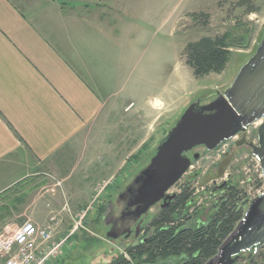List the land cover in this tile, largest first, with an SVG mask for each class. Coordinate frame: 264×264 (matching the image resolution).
I'll use <instances>...</instances> for the list:
<instances>
[{
  "label": "crops",
  "instance_id": "crops-1",
  "mask_svg": "<svg viewBox=\"0 0 264 264\" xmlns=\"http://www.w3.org/2000/svg\"><path fill=\"white\" fill-rule=\"evenodd\" d=\"M147 4L76 0L74 14L58 0H22L21 6L0 0V201H9L0 203V224L18 209L16 216L36 224L56 210L63 222L72 221L82 207L109 200L126 185L124 159L145 157L164 137L179 98L176 106L174 95L168 98L174 111L161 119L164 91L155 81L147 93L128 89L130 74L114 72L107 49L110 41H145L132 31L158 23ZM35 184L50 186L27 203L12 195ZM60 230L55 240L70 231Z\"/></svg>",
  "mask_w": 264,
  "mask_h": 264
},
{
  "label": "rangeland",
  "instance_id": "rangeland-1",
  "mask_svg": "<svg viewBox=\"0 0 264 264\" xmlns=\"http://www.w3.org/2000/svg\"><path fill=\"white\" fill-rule=\"evenodd\" d=\"M146 1L148 2L147 8L155 10V19H157L158 23L155 25H150V22H147L146 25L142 23L143 26L141 29L132 31L134 34H144L145 41H110L106 44L107 49H110L114 56L113 63H111L112 68L116 70L114 72L118 74L125 73V76L130 74L131 76L128 80L129 83L125 85L128 86V89L133 87V90L137 91L142 88V91L147 93L153 89L150 82L155 81L158 87L167 95L163 109L164 115L161 119L167 122V119L174 111L172 100L169 101L168 98H172L174 95V106L177 103L176 97L179 98L180 108L176 111L174 117L171 118V121L166 123L164 127L165 137L189 104L197 100L202 104L211 101L217 92L225 90L230 85L240 67L254 54L264 34V0ZM242 1L245 4L239 5L238 3ZM15 2L19 6L22 5V0H15ZM58 2L60 5L66 6L69 12L75 14L76 0H58ZM249 7L256 9V12H248ZM202 13L209 15L206 23H203V18L200 17ZM225 33H231L236 37L245 34L246 42L244 47L242 49H231L229 62L222 73H212L201 78H195L192 70L185 64L183 57L185 46L189 42L198 41L203 37H216ZM134 37L135 35H132V38ZM152 37H157V39L152 40ZM157 70L158 75H156ZM99 76V80L101 81L103 75L99 73ZM141 77L142 82L138 83ZM260 123L256 122L248 128L250 140L255 145H257V130ZM262 123L264 124V121ZM235 140L225 142L224 149L229 150ZM159 142L153 143V149L145 157L133 158L136 155L133 154L127 159H124L122 170L129 173L126 185L147 165L149 157L154 153ZM148 144L150 143H146V145ZM221 150V147L210 152L204 148H197L194 153L199 154V159L192 162V166L188 172L168 191L169 194H176L187 188L192 193V206H195L196 203L199 204L198 210L194 212V215L215 203L210 199V196L213 193L215 194L213 188L217 185L218 187L220 184L236 185L245 199V193L249 191L251 181H258V173L256 172L257 160H254L252 154L248 151L241 150L236 154L235 159L226 169L225 176L217 182L216 186L213 187L212 182H208L203 187H200L208 169L215 167L222 158ZM124 167L127 169L125 170ZM257 184L258 182L255 183V185ZM41 186L35 184L32 190L27 192L22 187H18L13 190L14 193L12 195L14 197L15 195L16 197L19 196L20 202L26 201L27 203L32 199L40 198L41 194L50 184L47 185L46 189L42 190L40 189ZM23 194H25V198L22 197ZM218 196L219 194H216V200ZM114 199L115 196H112L109 200H101L92 206L82 207L80 210L87 209L88 214L82 220L81 224L84 226L87 225L88 229L94 235L85 233L80 229L77 230L76 236L68 239L64 252L57 258H62V262L53 263V261L57 260L53 259L48 264H108L111 258L118 254L127 257L124 249L146 237L147 226L145 230L140 229L136 237L107 241L105 238L108 232L106 223L111 216L107 203L111 200L114 201ZM8 202L7 199L0 201V203L4 204H8ZM23 205L25 204H19V207ZM2 207L0 205V208ZM102 207L105 210L103 211V215L98 217L97 212ZM158 208V206H155L150 210L148 217L145 219L147 225L157 214ZM247 208L248 206L243 207V214ZM12 211L14 212V210ZM17 212L19 213L20 209L15 210L14 216L8 222L6 220L1 222L3 226L1 227L0 224V228L7 229L11 232L17 226L21 225L25 221V218L16 216L18 214ZM55 212L59 211L56 210ZM2 215L0 214V221L3 218ZM104 216L105 220H103ZM38 222L39 225L44 224L43 219ZM194 222L191 221L190 224ZM72 223V221H64L62 231L69 230L72 227ZM93 237L97 239L96 243L93 242L91 245H88L90 244L88 239ZM166 264H175V261L169 260Z\"/></svg>",
  "mask_w": 264,
  "mask_h": 264
},
{
  "label": "water",
  "instance_id": "water-1",
  "mask_svg": "<svg viewBox=\"0 0 264 264\" xmlns=\"http://www.w3.org/2000/svg\"><path fill=\"white\" fill-rule=\"evenodd\" d=\"M260 120H264V34L256 51L240 67L230 85L205 104L199 100L189 104L159 142L147 165L117 193L114 204H124L125 212L112 224L106 239L114 241L130 237L132 231L129 227L117 232V224L125 221L137 224L134 236H138L139 227L150 210L155 206L163 209L176 197L167 192L186 174L192 162L199 159L198 153L189 156L192 151L202 147L213 151L238 135L244 139L247 128ZM257 139V145L251 143L249 147L252 156L260 163L264 178V124L257 130ZM241 145L238 143L236 147ZM229 156L228 161L219 166L215 179L223 177L224 169L232 158ZM207 183V178H204L200 186ZM212 209L213 206H209L203 210L200 223L206 221ZM106 225L109 226V223ZM262 245L264 193L250 202L217 254L205 264H234L239 254L256 250Z\"/></svg>",
  "mask_w": 264,
  "mask_h": 264
},
{
  "label": "trees",
  "instance_id": "trees-1",
  "mask_svg": "<svg viewBox=\"0 0 264 264\" xmlns=\"http://www.w3.org/2000/svg\"><path fill=\"white\" fill-rule=\"evenodd\" d=\"M248 12H256V9L249 7ZM200 17L206 23L209 15L202 13ZM245 40V34L236 37L225 33L189 42L183 50L185 64L195 78L220 74L229 62L231 49H242ZM133 158H138V155ZM217 194L218 199L206 221L197 222L203 213L200 211L194 217L196 221L190 224L191 218L187 214L193 197L187 188L183 189L168 206L157 211L147 225L146 237L124 249L127 257L118 254L108 264H166L169 260H174L175 264H205L217 254L219 247L242 219L245 206L244 195L236 185L226 184ZM104 210L103 207L98 210V217L103 215ZM88 240V245H91L97 239L93 237Z\"/></svg>",
  "mask_w": 264,
  "mask_h": 264
},
{
  "label": "built area",
  "instance_id": "built-area-1",
  "mask_svg": "<svg viewBox=\"0 0 264 264\" xmlns=\"http://www.w3.org/2000/svg\"><path fill=\"white\" fill-rule=\"evenodd\" d=\"M132 106L133 104L128 105L125 110L128 111ZM220 147L222 148L221 155L223 156L228 150L224 149V143ZM253 159L256 160L254 157ZM256 163L258 181H251L249 191L245 193L244 207L248 206L253 199L264 193V179L258 161ZM46 176L54 182L55 187L60 186V182L56 181L54 177L51 175ZM217 182L215 183L217 184ZM256 182H258L257 185H255ZM105 185L106 183H103L101 188ZM210 199L216 201L214 196H210ZM198 207L199 204L197 203L195 206H190L187 217L191 218V221L194 220L196 215H194V212L198 210ZM67 210V205L63 206L62 211ZM87 214V209H84L75 215L70 231L58 240H55V237L58 235L63 224V218L60 212H51L43 225L28 220L17 226L11 232L7 229L0 228V264H48L51 260L59 258L66 248L68 239L77 230L80 229L91 233L81 224Z\"/></svg>",
  "mask_w": 264,
  "mask_h": 264
},
{
  "label": "flooded vegetation",
  "instance_id": "flooded-vegetation-1",
  "mask_svg": "<svg viewBox=\"0 0 264 264\" xmlns=\"http://www.w3.org/2000/svg\"><path fill=\"white\" fill-rule=\"evenodd\" d=\"M234 139H236V140L233 141V146H231V148L223 155V157L219 160V162L216 164V166L210 167L208 169V171L204 177V178H207L208 182L209 181L215 182V176L218 173L219 166L228 161V159L230 157L229 155H231L232 158H231L230 162L228 163V167L232 163V161L235 159V156L239 151L246 150L249 153H251V148L249 147V145L251 143L254 144V142H252L250 140V137L248 135V130H246V136L244 139H242L241 135H238L236 138L230 139L228 141H231ZM257 142H258V139H257ZM238 143H242V145L240 147H236V144H238ZM195 150L192 151L189 154V156H191L195 152ZM227 168L224 169V173H225ZM219 179H221V178H219ZM219 186H221V184ZM213 187H214V185H213ZM221 189H219V187L217 185L215 187V190H214L215 194H217ZM112 202H113L112 203L113 205L110 203L108 204V208H109V212H110L109 214H111L109 221H108L109 226H107L108 230L111 228L112 224L114 222H116L117 219L120 218L121 213L125 212V207H126L124 204L117 206L116 204H114L115 201H112ZM103 220H105V216L103 217ZM136 226H137V224L132 225L129 221H125V222H119L117 224L116 228H117V232H118V231L125 230L129 227V228H131V231H132L130 237H135L134 233H135ZM146 226H147V224L145 223V220H144L143 223L140 225L139 230L140 229L145 230ZM122 238H124V237H122ZM234 264H264V245L260 246L256 250L239 254L236 261L234 262Z\"/></svg>",
  "mask_w": 264,
  "mask_h": 264
}]
</instances>
